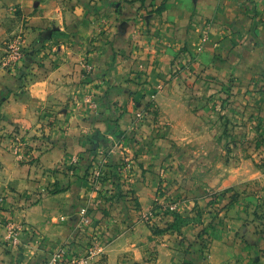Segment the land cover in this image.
<instances>
[{"label":"rangeland","instance_id":"374dc122","mask_svg":"<svg viewBox=\"0 0 264 264\" xmlns=\"http://www.w3.org/2000/svg\"><path fill=\"white\" fill-rule=\"evenodd\" d=\"M122 1L115 11L93 13V34L83 44L87 55L79 60V86L64 92L71 96L66 100V113L79 111L93 124L106 122L109 127L105 136L110 139L109 135L118 130V116L133 115L137 127L133 131L148 140L144 153L151 156L149 166L142 163L137 172L141 176L150 172L152 178L159 169L160 176L150 203L141 207L131 187L138 174L133 173V158L126 155L115 165L110 163L114 162L110 151L101 149V155L90 159L78 178L101 192L108 205L122 196L135 198L132 209L138 214L132 221L135 225L141 222L143 227L136 233L133 227L132 234L136 235L130 238V249L110 263L109 254L100 257L103 240L109 241L110 236L102 230L96 232L97 225L92 221L82 225L84 231H94L91 241L78 249L67 245V255L73 256L61 264H264V69L246 89L245 83L240 88L234 72L212 75L201 66L206 64L201 59L195 67L194 59L182 62V52L190 53L191 58L196 54L186 44L178 51L172 71L180 75V86L173 85L167 91L162 87L150 89L153 81L142 64L130 78L139 86L137 91L128 92L132 105L121 104L111 82L107 83L111 77L99 70L89 53L98 50L104 38L116 36L113 28L118 30V24L123 35L131 29L127 44L130 53L140 54L144 47L149 54L156 52L158 35L153 31V18L177 5L193 13L200 8L199 0ZM128 3L133 9L130 12ZM201 23L194 28L200 37L197 52L203 51L211 39L210 29ZM28 29L21 23L8 28L0 42V65L13 75L16 82L12 85H28L29 76L35 74L34 65L45 63L46 39L31 36ZM184 30L181 27L179 32ZM18 55L24 58L20 60ZM105 82L107 86L100 89ZM254 83L259 86L252 88ZM58 117L54 110L45 108L35 125L10 121L4 132L8 148L21 159L31 155L36 159L52 147ZM89 140L95 144V140ZM92 145L90 148L98 152ZM156 145L159 152L152 148ZM80 157L74 156L69 166L61 162L62 174H71ZM96 169L102 172L99 179L91 176ZM118 178L130 188L118 189ZM136 255L141 261L135 259Z\"/></svg>","mask_w":264,"mask_h":264},{"label":"crops","instance_id":"0c3cea01","mask_svg":"<svg viewBox=\"0 0 264 264\" xmlns=\"http://www.w3.org/2000/svg\"><path fill=\"white\" fill-rule=\"evenodd\" d=\"M122 2L0 0V42L5 39L8 28L21 23L29 28L31 36L46 39L48 45L44 49L47 52L45 63L34 65L35 74L29 76L31 81L28 85L21 82L12 85L16 82L13 75H8L0 65V220H14L23 227L17 230L16 239L12 241L8 239L9 227L0 223V264H50L55 252L62 247L68 245L74 249L87 245L94 231L86 232L80 228L85 214L97 225L96 232L102 230L110 236L109 241L103 240L104 250L100 254V257L109 254L110 263L130 249V238L143 227L141 222L135 225L132 221L138 214L132 209L133 200L136 198L141 207L150 203L160 171L158 169L152 178L150 172H143L142 176L137 172L142 163L149 166L151 156L144 153L148 150V140L133 131L134 127L137 128L135 117L119 115L116 122L118 130L113 136L109 135L112 140L105 136L109 127L106 122L93 124L79 111L74 113L71 110L68 115L66 100L71 96L64 94L66 89L79 86V60L87 55L83 44L93 34V13L115 11ZM198 3V13L177 5L153 18V31L158 35L156 52L149 54L144 47L140 54L130 53L131 48L128 49L127 44L131 29L125 30L126 35H123L122 30L118 31L121 29L118 24V30L113 28L116 36L104 38L100 48L89 53L99 70L106 71L103 73L111 77L107 83L111 82L115 98L121 100V104L132 105L128 92L137 91L139 86L130 78L142 64L153 81L150 89L162 87L167 91L173 85L180 86L177 83L181 81L180 75L172 71L177 65L178 51L186 44L196 54L191 58L190 53L182 52V62L194 59L195 67L201 59V63H206L201 66L212 75L234 72L238 75L240 88L245 83L246 89L253 77L257 80L263 74L264 0H199ZM127 5V11L133 10L131 4ZM130 22L136 23L134 20ZM200 22L203 28L210 29L211 39L203 51L197 52L200 37L194 28ZM181 27H185L183 33L179 32ZM105 85L106 82L100 89ZM258 86L254 83L252 88ZM45 108L54 110L59 116L51 136L52 147L36 159L32 155L21 159L8 148L4 136L6 126L10 121L35 125ZM89 138L95 140L94 145ZM91 145L98 148V152L95 153ZM152 148L159 152L157 145ZM101 149L110 151V159L114 160L110 163L115 165L126 155L133 158V173H138L131 186L135 190V198L122 196L112 202L114 205L111 207L101 192L94 191L89 182L78 178L83 176L90 159L101 155ZM78 155L82 157L73 167L72 175L70 172L62 174L60 163L66 162L69 166L74 161L73 157ZM115 165L111 166L112 169ZM115 186L124 190L130 188L120 178L115 180ZM55 188L57 191L52 192ZM122 217L124 223L121 222ZM135 259L141 261L137 255Z\"/></svg>","mask_w":264,"mask_h":264},{"label":"built area","instance_id":"2783aa9c","mask_svg":"<svg viewBox=\"0 0 264 264\" xmlns=\"http://www.w3.org/2000/svg\"><path fill=\"white\" fill-rule=\"evenodd\" d=\"M17 58H20V60H22L24 58V56L18 55ZM101 175H102V172L99 169H96L95 173L93 174V176H95L96 179H99ZM2 201H3V199H2ZM90 222H91V218L85 214L83 216L79 226L89 224ZM0 223L9 227L8 239H11V240L16 239L17 230L23 229V227L21 225L16 224V222H14V220H6L4 222L1 221ZM69 251L70 250L65 249V247H62L60 250L55 252L52 260L50 261V264H61L62 260H65V261L67 260L69 262V258H71L73 256V254L71 256L67 255V253Z\"/></svg>","mask_w":264,"mask_h":264},{"label":"trees","instance_id":"16d2710c","mask_svg":"<svg viewBox=\"0 0 264 264\" xmlns=\"http://www.w3.org/2000/svg\"><path fill=\"white\" fill-rule=\"evenodd\" d=\"M22 72V71H21ZM20 75H21V73H20Z\"/></svg>","mask_w":264,"mask_h":264}]
</instances>
